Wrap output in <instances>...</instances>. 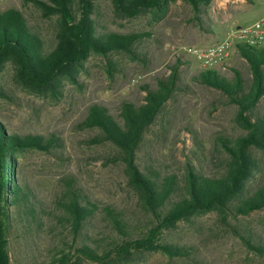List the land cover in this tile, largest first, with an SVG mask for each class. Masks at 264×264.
<instances>
[{
  "label": "trees",
  "instance_id": "obj_1",
  "mask_svg": "<svg viewBox=\"0 0 264 264\" xmlns=\"http://www.w3.org/2000/svg\"><path fill=\"white\" fill-rule=\"evenodd\" d=\"M31 1L43 19L56 17L51 48L18 9L0 7V73L9 65L22 92L58 100L67 84L77 83L91 54L107 58L109 68L114 53L146 62L135 45L149 33L99 30L96 3L102 0ZM109 1L118 18L149 13L158 20L176 0ZM182 1L200 13L213 0ZM236 51L247 63L250 79L237 69L227 78L214 68L201 69L191 79L219 91L235 107V122L242 130L236 136L215 134L214 146L223 158L209 173L190 162L175 173L139 157L146 131L166 104L178 92L190 90L179 80L180 60L167 76L156 78L154 87L142 86L141 103L123 101L118 117L103 104L88 106L77 130L97 132L85 140L90 146H111L113 153L105 161L123 166L137 202L133 211L92 199L72 177L46 200L20 174L19 158L32 151L62 156L63 140L54 133H11L0 120V264H137L155 253L169 261L190 260L196 246L178 244L172 234L179 225H193L209 213L248 251L263 257L264 238L235 221L264 210V181L254 183L261 170L258 156H264V114L254 113L264 98V47L238 44ZM0 97L10 98L1 80Z\"/></svg>",
  "mask_w": 264,
  "mask_h": 264
},
{
  "label": "rangeland",
  "instance_id": "obj_2",
  "mask_svg": "<svg viewBox=\"0 0 264 264\" xmlns=\"http://www.w3.org/2000/svg\"><path fill=\"white\" fill-rule=\"evenodd\" d=\"M96 5L100 31L149 33L135 45L146 62L114 53L109 55L113 63L109 68L107 58L91 54L77 76V83L67 84L58 100L22 92L12 81V68L6 65L0 80L10 98L0 97V120L11 133L43 136L54 133L63 140L62 156L32 151L19 158L20 174L46 200L59 193L66 177H72L92 199L133 211L137 209V202L123 166L105 161L113 153L111 146H90L85 140L97 132L77 130L88 106L103 104L118 117L123 101L141 103L145 96L142 86L154 87L156 78L167 76L180 60L178 77L190 90L178 92L166 104L146 131L139 157L142 162L152 161L157 167L175 173H181L186 162L208 173L218 169L223 155L214 146L213 137L217 133L236 136L242 130L235 122V107L219 91L192 82V77L202 68L183 50L188 46L211 47L223 40L232 26L264 20V0L251 3L213 0L200 13H195L182 0H176L158 20L149 13L131 19L118 18L109 0ZM0 7L18 9L41 34L46 47L53 46L56 17L43 19L31 0H4ZM214 69L227 78L233 77V69L239 70L245 79L251 75L236 50ZM254 113L264 114V98ZM258 157L261 170L255 175L256 184L264 181V156ZM235 223L264 238V210L240 217ZM172 239L178 244H194L197 252L193 260L169 261L155 253L144 256L137 264H264V256L248 251L212 213L198 217L193 225H179Z\"/></svg>",
  "mask_w": 264,
  "mask_h": 264
},
{
  "label": "built area",
  "instance_id": "obj_3",
  "mask_svg": "<svg viewBox=\"0 0 264 264\" xmlns=\"http://www.w3.org/2000/svg\"><path fill=\"white\" fill-rule=\"evenodd\" d=\"M3 1L0 0V3ZM238 44L264 47V20H258L251 25H234L227 32L226 37L215 45L204 49L188 46L183 52L195 59L202 69H208L224 62L229 54L236 50Z\"/></svg>",
  "mask_w": 264,
  "mask_h": 264
}]
</instances>
